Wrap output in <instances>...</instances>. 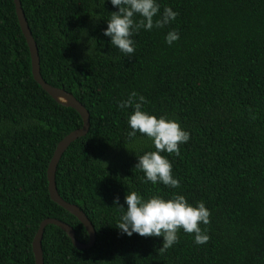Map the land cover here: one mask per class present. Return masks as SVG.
Instances as JSON below:
<instances>
[{
    "label": "trees",
    "instance_id": "obj_1",
    "mask_svg": "<svg viewBox=\"0 0 264 264\" xmlns=\"http://www.w3.org/2000/svg\"><path fill=\"white\" fill-rule=\"evenodd\" d=\"M41 77L69 91L88 111L87 131L61 153L58 194L94 228L75 247L57 225H44L42 264H264V0H157L177 12L163 28L140 29L125 56L104 35L110 0H19ZM159 17H154L158 19ZM139 19V17H137ZM179 40L169 45V31ZM136 91L142 110L176 120L190 134L180 155L162 152L180 188L146 181L137 156L152 141L117 102ZM81 125L79 113L32 77L12 0H0V264H34L31 238L51 216L87 240L82 223L52 200L45 169L55 143ZM106 165V166H105ZM176 193L210 210V239L196 244L182 229L158 254L163 237L128 236L117 227L125 195Z\"/></svg>",
    "mask_w": 264,
    "mask_h": 264
},
{
    "label": "clouds",
    "instance_id": "obj_2",
    "mask_svg": "<svg viewBox=\"0 0 264 264\" xmlns=\"http://www.w3.org/2000/svg\"><path fill=\"white\" fill-rule=\"evenodd\" d=\"M110 2L118 11L111 12L104 35L109 36L110 43L127 57H131L135 52V41L132 39L135 33L142 28L149 31L153 28H163L178 15L168 6H165L161 13L157 0ZM157 16L159 18L154 19ZM165 40L172 45L179 40V33L175 30L169 31ZM145 103V97L136 91L130 92L127 99L117 102L121 109H133L127 120L131 129L128 136L133 138L139 132L146 135L154 145L155 150L145 151L137 156L135 168L143 171L146 181L153 185L160 182L169 188L178 189L181 186L180 181L174 178L170 161L161 153L179 156L180 145L189 140L190 134L183 130L176 120L169 119L166 115L157 117L143 111ZM125 203L127 208L119 204L118 198L114 200V204L122 213L116 227L128 236L136 233L142 237H163L162 246L157 250L158 254L165 253L178 242V232L181 229L193 235L196 244H204L210 239L206 230L200 227L201 223H210L211 215L203 201H198L193 206L185 196L176 193L171 194L168 199L160 195L144 199L136 191H130L125 195Z\"/></svg>",
    "mask_w": 264,
    "mask_h": 264
},
{
    "label": "water",
    "instance_id": "obj_3",
    "mask_svg": "<svg viewBox=\"0 0 264 264\" xmlns=\"http://www.w3.org/2000/svg\"><path fill=\"white\" fill-rule=\"evenodd\" d=\"M14 5L15 15L20 27V30L24 36L25 42L28 47L29 56H30V70L33 79L56 101L73 107L80 115L81 118V125L75 127L68 131L65 135H63L56 143L48 160L45 174L47 180V190L50 198L54 200L56 203L61 205L63 208L68 210L72 213L84 226L87 232V240L79 241L75 238L73 228L68 223L51 216H46L42 218L36 230L34 231L32 238H31V250L33 253L34 264H42V255H41V247H40V238L42 235V231L44 225L47 223H53L60 227L70 238L71 243L77 247H88L93 243L94 240V228L87 216L84 212L74 203L66 201L63 199L57 192L54 182V171L56 167V163L63 152V150L67 147V145L73 141L78 136L83 135L88 128V111L82 105L81 102L74 97L72 93L66 91L61 86H55L47 81H45L39 72V65H38V55H37V48L35 41L33 40L31 33L29 31L27 22L25 20L23 11L20 6L19 0H12Z\"/></svg>",
    "mask_w": 264,
    "mask_h": 264
}]
</instances>
